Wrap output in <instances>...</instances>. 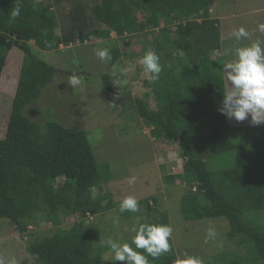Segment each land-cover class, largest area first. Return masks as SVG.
<instances>
[{
    "label": "trees",
    "instance_id": "1",
    "mask_svg": "<svg viewBox=\"0 0 264 264\" xmlns=\"http://www.w3.org/2000/svg\"><path fill=\"white\" fill-rule=\"evenodd\" d=\"M212 1L0 0V79L10 53L20 59L6 131L0 138V217L8 218L23 236L30 224L51 222V233L37 235L26 245L34 256L32 264H101L110 249L107 242L98 243L101 229H90L86 219L117 206L105 186L113 178L112 168L97 158L87 131L59 119L42 118L39 123L26 114L62 70L33 48L61 52L70 44L110 39L113 31L124 51L117 40L104 71L98 74L77 62L66 74L77 69L88 81L98 77L102 90L133 107L154 140L178 143L183 159L181 172L164 174L167 190L177 187L175 180L183 188L178 199L181 218L174 216L171 206H162L161 195L138 199L143 212L119 211L121 220L135 225L170 226L169 251L153 258L133 243L132 247L147 257L148 264L201 260L210 246L197 244L192 236L196 227L188 226L210 215L224 221V228L219 225L222 237L216 238L224 241L214 243L210 251L215 255L206 264H264V123L231 125L232 119L218 111L226 91L221 70L230 57L221 54L224 14L216 3L212 7ZM16 8L20 14L13 19ZM151 26L159 32L148 30L152 41L140 46L139 55L155 52L162 71L158 80H144L150 92L133 99L124 93V100L115 86L116 76L124 79L121 62L120 70L114 63L120 56L129 58L126 48ZM213 50L220 54L213 56ZM70 215L77 218L70 226H60ZM204 222L202 238L210 245ZM181 232L191 233L188 240Z\"/></svg>",
    "mask_w": 264,
    "mask_h": 264
},
{
    "label": "rangeland",
    "instance_id": "2",
    "mask_svg": "<svg viewBox=\"0 0 264 264\" xmlns=\"http://www.w3.org/2000/svg\"><path fill=\"white\" fill-rule=\"evenodd\" d=\"M214 3L217 5L216 9L224 14L223 19L225 18L221 20L220 24V32L224 35L223 45L235 48L237 46L234 47L232 43L237 42L236 38L234 36L230 38L232 33L224 32L228 31V26L237 25L241 21L244 22V27H249L254 17L251 19H248L247 16L232 18L233 16L230 13L253 7L259 8V6L264 5V0H213L212 7L215 5ZM227 16L231 19L226 18ZM255 17H257L255 18L257 24H254V31L257 32L259 25L264 24V11L256 14ZM240 28H242L241 24L238 30ZM243 29L246 31V28ZM115 34L116 32L113 31L112 37L107 40L70 44L63 51H58L60 53L59 56L57 51L43 50L35 46L33 49L36 54L54 66H61L60 69L62 70L57 71L55 80L44 89L39 101L37 100V102L30 104L26 108V114L39 123L44 122L42 118L59 119L66 126L82 128L87 131L97 158L101 162L104 161L103 164L108 163L112 168L113 178L105 186L111 192L117 206L102 216H89L86 222L92 224L89 227L90 229L93 227L101 229L98 243L116 238L117 243L121 245L129 244L132 247V237L135 234L132 232V228L135 224L129 220L120 219L118 209L122 199L132 196L138 200L144 197L161 195L159 196V202L162 206L165 208L171 206L174 216L177 214L178 218H181V213L179 212L180 202L178 199L183 188L178 184L179 181L175 180L177 187H171L167 190L164 174L181 172L183 169V159L179 155L181 149L178 147V143H166L154 140L150 135V127L145 125L142 119L133 112V107L127 103L122 105L118 99L113 98L102 90L99 87L101 84L98 77H91L90 81H88L83 73H78L77 69L71 74H66L73 69L74 65H78L77 62H85L84 68H89L91 71L99 70L98 74L104 71L107 61L100 60L96 55V51L106 48L110 53L112 47L116 43L118 44V42L121 51H124V47L120 43V37H117ZM143 34L145 35L140 34L136 39L134 38L135 42L126 48L130 51L128 54L129 58H122L120 56L114 63V68L118 70H120V62L122 70L128 69L126 74H124V79L116 76V80L126 81V83L115 85L117 92L122 95L124 100L127 99L124 93H128L131 96L130 99H133L136 95H142L145 92L151 91V85L144 82L145 79L151 80L145 76L138 60L141 57L139 55L140 46H150L152 33L146 31ZM252 36H254V33L251 34ZM140 40H145L144 44L140 43ZM241 40H244V38H241L239 41ZM216 52L212 55L215 56ZM13 54L10 53L8 56L0 79V138L4 136L6 131L8 110L12 99L11 92L14 89L13 87L18 75L20 59ZM223 54L225 55L226 52ZM229 61L232 60H226V62ZM59 63L62 64L60 65ZM71 75H76L79 79V84L75 87L70 86L68 83L69 76ZM90 82L91 84H89ZM93 82L97 85H94ZM10 89L11 91L8 94ZM150 104L152 105V102ZM230 123L231 125L252 124L250 116L244 121L232 119ZM129 177H136L135 183L130 184ZM138 207L139 212L145 210L143 206L139 205ZM177 211L179 213H176ZM76 218V215L64 217L60 226H70ZM211 218L209 215V217L199 219L196 225L188 226H192V228L196 227L195 234L192 235L195 236L196 243L200 245L204 244L205 247L210 246V249L213 248L214 243L217 241H219L216 243L217 246L224 241L223 239L219 240L222 237V228L219 225H223L224 228V221ZM204 219L208 222L209 229L215 232L214 238L213 236H208L211 240L210 245L207 244V240L205 241L202 238L203 228L206 226ZM136 221H138V218H136ZM182 221L187 220L183 219ZM52 231L51 222L40 221L38 225L30 224L26 236H23L14 231V227L8 218L0 217V259H3L5 264H9L10 258H15L17 264H32L34 256L28 253L26 245L33 237L49 234ZM190 232L181 233L188 240ZM173 241L176 249L179 248L177 238ZM210 249L204 252L203 259L195 261V263H208L213 255H215ZM195 253L196 251H193V254ZM182 257H184L183 254ZM112 262L113 254L110 250L105 251L102 255L101 264H111ZM120 263V261H117V264ZM122 264H127V262H122Z\"/></svg>",
    "mask_w": 264,
    "mask_h": 264
},
{
    "label": "clouds",
    "instance_id": "3",
    "mask_svg": "<svg viewBox=\"0 0 264 264\" xmlns=\"http://www.w3.org/2000/svg\"><path fill=\"white\" fill-rule=\"evenodd\" d=\"M19 14L20 9L16 8L12 12V18L15 19ZM148 30H155L154 35L159 32L153 26L147 28L145 32ZM259 30L264 32V25H259ZM232 35L237 41L248 37V33L243 28L234 31ZM215 51H217L215 56L218 53L220 54L218 50H213L212 54ZM96 55L102 61H111L112 59L106 48L97 50ZM138 63L142 66L143 72L149 80L155 81L159 79L162 67L159 63V57L155 52L152 50L146 51L139 58ZM127 71L128 69L122 70V74H126ZM221 71L227 83V90L223 93V100L218 111L229 120L244 121L250 116L253 125L264 123V49L258 43L238 47L235 50V59L226 62ZM68 83L70 86L75 87L79 84V79L76 75H71L69 76ZM120 83H126V81H115V85H119ZM128 180L130 184L135 183L136 177H129ZM137 209L138 201L132 196L123 198L119 205L121 213L125 211L135 212ZM132 232L135 233L132 237L135 249H143L153 258L168 252L170 249L169 238L172 233L170 226L140 223L133 226ZM207 235L209 237L214 236L215 232L209 229ZM107 245L113 254L114 261H124L127 264H148L147 257L134 250L129 244L121 245L109 240L107 241ZM0 264H5L3 259H0ZM9 264H17L16 259L10 258ZM185 264H195V262L188 261Z\"/></svg>",
    "mask_w": 264,
    "mask_h": 264
},
{
    "label": "crops",
    "instance_id": "4",
    "mask_svg": "<svg viewBox=\"0 0 264 264\" xmlns=\"http://www.w3.org/2000/svg\"><path fill=\"white\" fill-rule=\"evenodd\" d=\"M263 11H264V5L263 6H259V8L253 7V8H249V9L240 10V11H237V12H231L230 13V15L233 16V17L231 16L232 18H235V17H238V16H240V17L247 16L248 19H251L253 17H254V19H252V24L249 27H244V22L243 21H241L237 25L228 26L229 27L228 31L224 32V33H233L234 31H238V27L241 24L242 28H246V32L248 33V37L244 38V40L233 42L232 44L234 45V47L237 46L235 48H232L230 46L226 47V46L223 45V47H225V48H223L224 50L221 51L222 55H224L223 53H225V52H226V54H225L226 56L232 54V55L229 56L230 57L229 60H234L235 59V50L238 47L250 46V45H252L254 43H258L260 45V47H262V49H264V32H261L259 29H258L259 31L257 30V32L254 31L255 30L254 24H257V21H255V18H257V17H255V16H256V14L261 13ZM226 18H228V16ZM228 19H231V18H228ZM258 32L259 33L261 32V33L259 34ZM252 33H254V36L251 37ZM255 33H257V35H255ZM232 36L233 35H231L230 38ZM222 38H224V35H222ZM229 42H231V41H229ZM225 87H226V81H225Z\"/></svg>",
    "mask_w": 264,
    "mask_h": 264
}]
</instances>
